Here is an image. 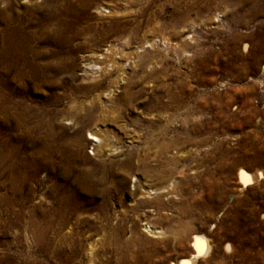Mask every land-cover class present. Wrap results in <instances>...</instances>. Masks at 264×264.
Here are the masks:
<instances>
[{
  "label": "rangeland",
  "instance_id": "1",
  "mask_svg": "<svg viewBox=\"0 0 264 264\" xmlns=\"http://www.w3.org/2000/svg\"><path fill=\"white\" fill-rule=\"evenodd\" d=\"M209 2L97 0L40 76L0 66V264H169L193 234L195 264H264V0Z\"/></svg>",
  "mask_w": 264,
  "mask_h": 264
},
{
  "label": "bare ground",
  "instance_id": "2",
  "mask_svg": "<svg viewBox=\"0 0 264 264\" xmlns=\"http://www.w3.org/2000/svg\"><path fill=\"white\" fill-rule=\"evenodd\" d=\"M174 1L177 2L179 6H183V13L181 15L182 20L188 19L189 12H193L196 15L195 17L201 20V16L207 13L211 6L209 0ZM242 1L246 2V0ZM249 1L254 2L257 0ZM93 6L96 9L101 8L97 0H45V3L43 2L42 5H37L32 0H28L27 3H23V10H19L16 0H0V66L5 68L3 70L12 71L14 76L21 77L20 79L33 74L40 76L43 67L38 65L37 59L45 57L47 54L46 50L40 47V44L44 42L43 40L47 39L51 42L54 46L51 52L57 58L61 47L64 45L70 46L72 40L75 38L77 34L76 31L78 30L77 21L79 15L87 12V10ZM26 18L28 24L35 25V30H30L28 28L27 24L24 22ZM190 22L192 24L196 23L192 19ZM37 31L44 33V36L41 37L39 34V36L37 35L39 39H37ZM35 37L38 40L36 45L32 44L34 40H36ZM94 66L96 65L92 64V67L89 66L87 68L91 67L92 69ZM56 67L57 65L55 69ZM169 99L171 102L177 101V97H175L174 94L170 95ZM17 117L19 121L22 119L19 115ZM97 139L98 138L94 136V140ZM170 144L166 146V149L169 148ZM14 150H16V148H14ZM14 156H16V154ZM44 162L45 161H43V163ZM31 166H33V164H31ZM238 176L244 182L249 180V177L242 170L239 172ZM61 208L54 210L55 218L46 215L40 223L36 224V226L33 225L32 231L37 239L54 225L59 226L63 224L65 212ZM145 228L150 232L153 230L149 225H146ZM210 248L211 246L203 235L193 234L187 256L185 255V257H181L177 261H170L169 264H195L197 259L208 255Z\"/></svg>",
  "mask_w": 264,
  "mask_h": 264
}]
</instances>
